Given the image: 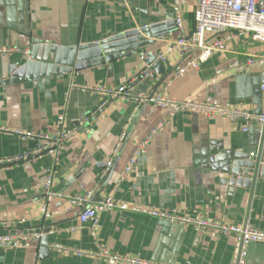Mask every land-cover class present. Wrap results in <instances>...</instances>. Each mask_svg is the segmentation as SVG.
Returning <instances> with one entry per match:
<instances>
[{
	"label": "crops",
	"instance_id": "obj_1",
	"mask_svg": "<svg viewBox=\"0 0 264 264\" xmlns=\"http://www.w3.org/2000/svg\"><path fill=\"white\" fill-rule=\"evenodd\" d=\"M180 6L188 34L195 29L196 0H0V47H17L19 53L0 56V80L9 63L25 60L30 38L61 46L91 44L114 33L174 21L173 8ZM175 25V24H174ZM176 28V26H174ZM177 29V28H176ZM178 32L167 33L149 45L148 52L165 54L162 75L147 70L139 56L124 58L79 73L0 86V124L13 129L54 131L60 115L67 118L71 134L61 162L51 155L0 172V221L16 225L0 227V237H17L16 246L0 242V264H108L89 256L98 245L114 253L166 264H231L239 249L230 234H212L157 219L117 211L100 215L93 231L80 225L86 205H71L69 199L93 192L91 201L113 196L118 202L182 214L204 215L232 224L250 223L264 230V179L253 188L231 184L221 170L206 168L211 155L252 153L263 136L259 126L232 119H211L201 113L168 112L151 104L112 99L104 104L100 94L83 89L103 85H128L135 94L150 92L166 74L183 63L170 49ZM237 38L222 53L215 54L201 70L183 77L176 72L158 89L157 95L202 104L264 112V65L239 73L249 56L264 54V42L243 45ZM23 62V61H22ZM165 122L138 159L134 172L123 178L138 145ZM35 142L0 133V158L33 148ZM113 159V169L108 163ZM52 173L54 189L64 195L41 213L39 185ZM53 252L40 261V234L48 231ZM57 245L86 252L77 256L55 249ZM246 264H264V244H251Z\"/></svg>",
	"mask_w": 264,
	"mask_h": 264
},
{
	"label": "built area",
	"instance_id": "obj_2",
	"mask_svg": "<svg viewBox=\"0 0 264 264\" xmlns=\"http://www.w3.org/2000/svg\"><path fill=\"white\" fill-rule=\"evenodd\" d=\"M197 7L194 14L196 28L188 34L182 16L180 6L173 8L174 23L179 33V38L171 45L170 49L177 51L183 58V63L176 72L177 77H183L191 71H199L215 54L222 53L235 39L239 38L243 45L253 42H264V0H196ZM21 50L17 47H0V56H12ZM157 60L163 65L167 58L165 54H158ZM264 65V54L249 56V58L237 68L239 73H245L253 67ZM83 89L93 94H100L104 97L106 104L112 99L131 100L136 104H151V112L157 109H164L168 112V118L179 113H201L211 119L222 118L232 119L243 123V131L248 132L251 123L259 126V133L264 136V112L254 114L236 107L217 104H202L194 100H177L165 97L164 95H152L150 92L135 94L128 85L118 88L97 85L85 86ZM264 89V87H263ZM165 122L160 123L149 137L141 142L133 156L129 159L123 173V178L131 175L137 165L138 159L146 152L150 140L159 130L164 127ZM0 133L18 136L24 140L35 142L33 148L27 149L19 154L0 158V172L6 171L14 166L22 165L30 161L51 155L55 164H59L63 157L66 142L70 130L67 128L65 115L58 116L55 122V130L30 131L13 129L7 125L0 124ZM113 159L107 164L112 166ZM42 193L41 213L45 220H50L52 215L50 207L56 198H64V195L54 189L53 174L50 173L46 180L39 185ZM93 192H86L70 198L71 205H86L79 216L80 225L72 231L82 229L85 226L96 231L100 215L110 211L137 214L160 221L176 224L183 227H192L199 231L212 234H230L234 236L239 249L237 258L231 264H246L247 250L251 244H264V230H259L250 223L232 224L223 219H212L204 215L191 216L182 214L176 210H159L118 202L113 196L103 200L92 202ZM3 225H16L15 222H1ZM43 234H36L35 239L39 240ZM0 242L16 246L19 243L17 237H0ZM55 249L76 254L81 257L87 255L82 250H77L64 245H57ZM89 256L108 264H166L154 262L141 258L124 256L114 253L103 245H98L95 251Z\"/></svg>",
	"mask_w": 264,
	"mask_h": 264
},
{
	"label": "water",
	"instance_id": "obj_3",
	"mask_svg": "<svg viewBox=\"0 0 264 264\" xmlns=\"http://www.w3.org/2000/svg\"><path fill=\"white\" fill-rule=\"evenodd\" d=\"M174 24V21H169L144 26L114 33L99 42L72 46H61L54 42L30 38L27 51L23 52L25 60L14 64L9 63L6 78L0 80V86L37 79L45 81L46 78L51 77L62 78L66 74L106 66L118 60L135 56H139L148 67L137 83L150 76L151 73L162 75L165 72L164 66L157 60V54L148 52L147 48L154 44L153 39H163L167 33L177 32ZM179 67L166 74L157 83L152 95H156L158 89L173 73L178 71ZM206 168L221 170L230 176L232 185L251 189L259 183L260 179H264V139L260 142L257 150L252 153L226 152L219 156L213 154L210 156ZM112 170L110 168L108 172L111 174ZM46 227L48 231L44 232L39 240L41 262L48 259L50 253L53 252L49 241L51 226ZM40 233V231L37 232V234Z\"/></svg>",
	"mask_w": 264,
	"mask_h": 264
},
{
	"label": "trees",
	"instance_id": "obj_4",
	"mask_svg": "<svg viewBox=\"0 0 264 264\" xmlns=\"http://www.w3.org/2000/svg\"><path fill=\"white\" fill-rule=\"evenodd\" d=\"M194 23H195V19H194ZM195 28H196V24H195ZM195 30V29H194Z\"/></svg>",
	"mask_w": 264,
	"mask_h": 264
}]
</instances>
